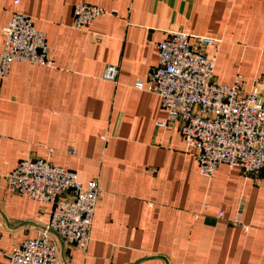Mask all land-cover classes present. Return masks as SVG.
<instances>
[{
	"label": "crops",
	"instance_id": "1",
	"mask_svg": "<svg viewBox=\"0 0 264 264\" xmlns=\"http://www.w3.org/2000/svg\"><path fill=\"white\" fill-rule=\"evenodd\" d=\"M78 2L115 12L77 29ZM15 11L45 32L54 64L19 61L0 76L3 248L50 221V205L4 179L21 159L45 158L101 189L88 247L59 242L62 264H264L262 179L226 163L202 174L178 123L158 125L160 96L135 87L157 44L183 31L221 41L216 81L264 89V0H0V50ZM111 64L115 81L103 77Z\"/></svg>",
	"mask_w": 264,
	"mask_h": 264
},
{
	"label": "built area",
	"instance_id": "2",
	"mask_svg": "<svg viewBox=\"0 0 264 264\" xmlns=\"http://www.w3.org/2000/svg\"><path fill=\"white\" fill-rule=\"evenodd\" d=\"M114 12L102 5L78 2L72 25L84 29L97 17ZM220 42L169 31L157 44V65L146 79H137L135 87L160 96L167 119L158 125L178 123L202 174L211 176L219 164L226 163L239 166L245 174L255 173L264 182V89L245 90L241 76L230 84L216 81ZM2 43L0 76L9 75L13 63L19 61L54 64L45 32L37 29L27 14L13 13L3 28ZM209 47L212 52L206 50ZM117 75V66L107 65L103 77L115 81ZM4 179L9 192L52 207L46 229L37 236L26 237L6 250L0 233V255L11 264H62L59 241L80 249L88 247L101 191L98 180L84 184L75 170L45 158L21 159Z\"/></svg>",
	"mask_w": 264,
	"mask_h": 264
},
{
	"label": "water",
	"instance_id": "3",
	"mask_svg": "<svg viewBox=\"0 0 264 264\" xmlns=\"http://www.w3.org/2000/svg\"><path fill=\"white\" fill-rule=\"evenodd\" d=\"M43 229H46V225L43 227ZM52 233L58 238L56 233H54V232H52ZM59 242L63 245V243L61 241H59Z\"/></svg>",
	"mask_w": 264,
	"mask_h": 264
}]
</instances>
